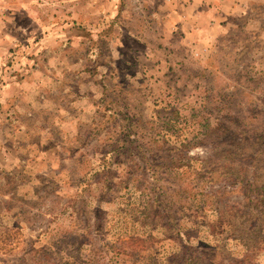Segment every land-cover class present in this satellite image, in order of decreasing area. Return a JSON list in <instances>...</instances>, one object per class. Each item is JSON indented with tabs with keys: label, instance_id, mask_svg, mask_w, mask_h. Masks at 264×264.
Returning a JSON list of instances; mask_svg holds the SVG:
<instances>
[{
	"label": "rangeland",
	"instance_id": "obj_1",
	"mask_svg": "<svg viewBox=\"0 0 264 264\" xmlns=\"http://www.w3.org/2000/svg\"><path fill=\"white\" fill-rule=\"evenodd\" d=\"M157 8L0 0V264H264V4Z\"/></svg>",
	"mask_w": 264,
	"mask_h": 264
},
{
	"label": "crops",
	"instance_id": "obj_2",
	"mask_svg": "<svg viewBox=\"0 0 264 264\" xmlns=\"http://www.w3.org/2000/svg\"><path fill=\"white\" fill-rule=\"evenodd\" d=\"M157 5V22L167 39L183 33L191 42L207 43L218 35L231 16L250 13L264 0H150Z\"/></svg>",
	"mask_w": 264,
	"mask_h": 264
}]
</instances>
